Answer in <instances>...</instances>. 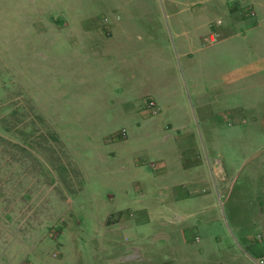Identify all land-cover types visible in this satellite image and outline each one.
Listing matches in <instances>:
<instances>
[{
    "label": "rangeland",
    "instance_id": "rangeland-1",
    "mask_svg": "<svg viewBox=\"0 0 264 264\" xmlns=\"http://www.w3.org/2000/svg\"><path fill=\"white\" fill-rule=\"evenodd\" d=\"M218 1L0 0V264H126L131 258L136 259V264H155L153 255L158 259L161 252L148 254L152 236L145 224L137 225L133 233L127 231V240L117 238L116 242L113 237L119 233L115 228L105 232L103 224L95 222L104 216L99 213L103 212L99 200L116 199L117 194L113 187L107 189L114 181L96 176H105L110 169L98 171L93 165L92 171L93 162L100 159L97 145L123 142L117 135L124 129L128 139L135 142L146 141L142 134L146 127L152 129L148 141L159 148L158 153L176 142L171 127L179 126L180 121L191 127L217 129L213 134L218 133V147H203L202 151L214 169L223 168L225 177L235 180L231 196L223 199V221L231 224L233 219L246 218L240 212L247 208V185L255 178L262 179L254 174L263 158L260 155L252 159L249 153L262 151L264 145L256 151L248 147L253 139L259 143L248 128L252 114L256 112L257 118L262 115L260 103L236 94L233 103L251 107L252 114L243 108H231L225 118L218 117L213 106L206 108L210 114L207 116L196 109L197 93L212 92L211 85L217 82L220 72L235 66L229 52L219 60L220 53L216 51L220 28L227 22L215 12ZM113 10L117 16H112ZM114 22L135 32L134 40L127 35L120 37L130 45L120 46L116 56L109 59L110 64L117 61L121 66L132 57L137 66L152 62V66L162 67L170 57L164 38H169L176 65L184 66L186 59L180 57L177 47L178 34L186 33L189 41L196 28L204 29L199 32L204 51L195 53L192 59L198 58V67L202 60V77L197 82L204 93L196 92L183 68V93L193 109L188 117L167 116L161 111L157 115L147 113V117L130 115L133 107L144 101L124 100L131 95L117 90L119 87L128 91L129 79L124 75L100 74V64L106 58L99 57L98 49L93 52L90 42L94 37L85 33L93 28L108 29ZM148 30L156 31L155 40L166 46L163 53L154 52L156 58L152 60L144 55L149 49ZM211 35H215V42H211ZM89 53L98 65L86 70L90 74L75 78L70 60L83 59ZM202 54L206 56L201 58ZM252 57L247 52V63ZM159 68L152 69L157 82L164 78ZM136 84L135 79V87ZM178 146H173L176 153ZM148 163L155 168L154 173H160L159 161L150 159ZM113 167L116 160L108 168ZM67 171L74 178L68 179ZM82 176L87 182L76 183ZM132 209L135 220L142 223L144 214ZM115 214L108 223L117 218Z\"/></svg>",
    "mask_w": 264,
    "mask_h": 264
},
{
    "label": "crops",
    "instance_id": "crops-1",
    "mask_svg": "<svg viewBox=\"0 0 264 264\" xmlns=\"http://www.w3.org/2000/svg\"><path fill=\"white\" fill-rule=\"evenodd\" d=\"M216 10L215 12L222 14L227 20L220 28L221 39L216 47V51L220 53L219 60H224L223 54L229 52L235 66L228 72H220L217 82L211 85L213 88L210 93H204L197 82V78L202 77V60L200 59L201 67H198V58L192 60L195 53L204 51L202 37L199 34L204 32L203 28H196L189 41L186 39L188 38L186 33L178 34L177 47L180 57L186 59L183 62L184 66L176 65L175 58L171 57L169 38H164V43L167 39L170 57L160 68L155 63L152 66V62L137 66L136 58L132 57L122 66L117 61L114 64L109 63V59L115 57L118 50L130 45L122 42L121 36L127 35L134 40L132 35L135 32L123 29L118 22L108 25V29L93 28L85 33L94 37L90 42L94 46L93 52L98 49L96 53L99 57L106 58L104 63L100 64V74L119 77L124 75L129 79L126 85L128 91L117 87L121 93L131 94L129 97L125 95L127 98L124 100L144 101L134 106L130 115L147 117L148 103L154 101L159 113L161 111L167 116L188 117L193 109L190 108L183 93L186 85L183 68H186L196 92L204 93L202 95L197 93L196 97V109L204 116L210 115L205 111L209 106H213L215 114L222 118H225L226 111L231 108H243L245 113L248 110L252 114L251 107L247 108L240 104L236 106L233 103L236 94H243L245 98H251V101H258L260 103L258 109L262 110L259 114L262 115L257 118L256 112L252 114L253 121L248 128L259 141L256 143L253 139L248 147L256 151L264 145V0H219ZM111 14L117 16L116 10ZM58 34L59 37H63L62 33L57 32V36ZM69 34L75 35L74 32ZM156 35L157 32L154 30L147 31L149 49L144 55L148 54L151 60L156 58L154 52L161 54L166 48L155 40ZM210 40L215 42V35H211ZM133 43L136 46L134 41ZM247 52L253 56L248 63ZM91 53L85 54L83 59L76 60L74 57L70 60L69 68L73 65L72 75L75 78L90 74L86 70L94 69L98 65V62L93 63L95 60ZM76 54L77 52L75 56ZM205 56L200 55L201 58ZM117 60L120 61V58ZM155 67L159 68L164 77L162 80L158 78V82L157 77H153L152 69ZM78 70L82 72L78 73ZM145 80L146 82H143ZM152 128L159 130L158 127ZM171 128L177 143H170L168 150L161 153L157 152L158 147L155 148L148 141L150 139L148 133L152 131L148 127L142 134L146 136V141L135 142L127 137L126 140H120L123 142L108 141L97 145L100 148L98 150L100 159L93 162L92 171L95 170L93 165L98 171L110 169L105 176L101 177L100 174L96 176L99 180L105 178L107 181H114L115 183L107 186V189L111 186L117 194L116 199L99 200L100 206L103 207V212L99 213H103L104 216L95 222L97 225L98 222L102 223L105 232L108 228H115L119 233V236L113 237L116 242L117 238L127 240L129 237L127 233H133L137 225L145 224L147 226L145 229L148 231L150 229L152 236V244H147L148 254L161 252L158 259L153 255L155 264H257V259L264 256V243L256 239L258 234L264 235V148L262 151L249 153L252 159L261 155L263 161L257 163L260 168L257 167V173L254 174L255 177L261 176L262 179L255 178L247 185V208L245 206L240 212L246 218L233 219L230 224L223 221V199L231 196L236 187L235 180L225 177L223 168L214 169L209 159L203 157L202 151L203 147L207 150L218 147L216 144L218 133L216 136L213 134L218 130L210 127H191L190 124H181V121L179 126ZM175 144L180 145L178 153L177 148L173 147ZM112 158L116 160V167L108 168L114 161ZM150 159L159 161L157 167L159 174L154 173L155 168L149 165ZM111 170L116 174L111 175ZM66 176L68 179L74 178L68 171ZM86 182L82 176L76 183ZM107 196L115 197V194ZM90 206L93 207V204ZM132 208H135L137 213L144 214L142 223L135 220V211ZM179 208L182 210L178 211ZM113 214L117 215V218L108 223ZM177 215L183 218L178 219ZM147 237L145 234V238ZM134 260L136 259L131 258L126 264H136Z\"/></svg>",
    "mask_w": 264,
    "mask_h": 264
},
{
    "label": "built area",
    "instance_id": "built-area-1",
    "mask_svg": "<svg viewBox=\"0 0 264 264\" xmlns=\"http://www.w3.org/2000/svg\"><path fill=\"white\" fill-rule=\"evenodd\" d=\"M148 108H149V114L150 115H157L159 113V110H158L154 101H150L148 103ZM117 136H118V139L126 140L127 139V131L124 129ZM256 239L259 242L264 243V235L262 233L258 234ZM256 262H257V264H264V256L258 258Z\"/></svg>",
    "mask_w": 264,
    "mask_h": 264
}]
</instances>
